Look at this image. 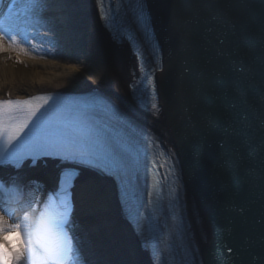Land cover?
Segmentation results:
<instances>
[{
	"label": "water",
	"instance_id": "95a60500",
	"mask_svg": "<svg viewBox=\"0 0 264 264\" xmlns=\"http://www.w3.org/2000/svg\"><path fill=\"white\" fill-rule=\"evenodd\" d=\"M158 2L162 12L156 9L157 27L167 49V71L162 80L164 87L171 83L168 100L187 163L199 183L211 185L212 190L205 194L210 198L207 204L215 203L217 196V204H225L224 189L216 184L218 178L228 181L236 197L233 202L242 212L241 230L246 231L251 264H264V129L259 123L264 119V0ZM179 90L189 92L195 120L186 117L185 108L177 103ZM197 116H205L207 131L219 136L230 127L231 146H225L224 151L233 158L238 155L244 169L229 168L224 161L212 168L197 167L199 158L194 150L200 148L202 136L188 135L193 126L192 133L206 134ZM210 120L215 127H209ZM210 148L215 157L223 159L218 144L212 143ZM200 206L212 237L209 251L216 247L218 235L211 216ZM228 222H234L232 215Z\"/></svg>",
	"mask_w": 264,
	"mask_h": 264
},
{
	"label": "bare ground",
	"instance_id": "6f19581e",
	"mask_svg": "<svg viewBox=\"0 0 264 264\" xmlns=\"http://www.w3.org/2000/svg\"><path fill=\"white\" fill-rule=\"evenodd\" d=\"M58 1L49 2L43 12L40 9L36 12L32 10L33 7L28 12L22 11V6L18 11L14 8L15 42L6 37L0 39V100L27 98L41 93H83L98 89L159 130L173 146L179 148L178 136L167 112L158 111L157 115H149L133 104L130 82L137 71V60L127 44L114 42L105 30L96 0H65V8ZM67 15L71 17V26ZM36 23L55 31L50 50L28 44L27 35L31 32L35 41L41 42L38 32L27 31V27ZM42 37L46 38L47 34L44 33ZM20 44L27 46L21 47ZM8 47L15 48L20 58L6 53ZM24 55L34 58L30 60L31 67L24 66L21 60ZM39 57L44 61L41 62ZM61 60L68 61L71 64L68 68L72 70H67ZM59 171L60 166L56 165L51 180L42 181L40 178L36 182L22 184L26 197L35 193V202L27 209L22 204L15 206L17 223L27 224L31 230L32 221L40 215L58 180ZM0 175L7 178L9 170L5 169ZM73 191L77 204L75 215L87 227L89 239L95 244L96 250L107 253L104 264H153L125 220L113 182L94 175L76 183ZM188 204L194 212L192 227L195 236L206 250L212 237L199 200L190 191ZM26 215L27 220L24 219ZM5 219L12 222L9 217ZM79 231L76 228V233L79 234ZM75 261L77 255L71 263L75 264Z\"/></svg>",
	"mask_w": 264,
	"mask_h": 264
},
{
	"label": "snow or ice",
	"instance_id": "6c2138e0",
	"mask_svg": "<svg viewBox=\"0 0 264 264\" xmlns=\"http://www.w3.org/2000/svg\"><path fill=\"white\" fill-rule=\"evenodd\" d=\"M2 3L3 0H0V4ZM29 3L34 9L43 12L49 0H29ZM15 7V0H12V6L8 7L7 12L0 11V39L7 37L15 42ZM5 103L12 104L11 101ZM101 103H72L63 110L62 106L57 105L44 119L36 117L35 112L29 113L23 119L13 112H0V172L9 170L6 179L0 175V264H68L74 250L78 264H84L79 238H71L76 242L74 249L73 243L65 233L71 193H57L60 196L59 206L50 205L36 216L32 221L31 230L29 225L17 223L15 220L9 223L5 217H13L14 212L3 205L8 203L4 197L12 190L19 191L24 183L21 176L22 167L18 168L17 165H20L25 157L60 156L64 161L74 164H93L95 167L113 170L125 166L117 146L110 143L103 130L89 118L90 110L97 108ZM33 117H36L35 123ZM259 123L264 129V119ZM209 127H215L212 120L209 121ZM25 129L29 131L22 136ZM230 131V127L224 129L225 133ZM218 147L229 168L244 169L238 155L233 158L224 151V142H219ZM31 166L35 167L34 164ZM73 179V173L67 172L64 185L71 187ZM60 208H63V211H60ZM24 219H28L27 215Z\"/></svg>",
	"mask_w": 264,
	"mask_h": 264
},
{
	"label": "rangeland",
	"instance_id": "374dc122",
	"mask_svg": "<svg viewBox=\"0 0 264 264\" xmlns=\"http://www.w3.org/2000/svg\"><path fill=\"white\" fill-rule=\"evenodd\" d=\"M6 38H7V37H6ZM33 44H35L34 41H33ZM48 45H49V44L47 43V44H44L43 46H45V48H50L51 45H50V46H48ZM42 48H43V47H42ZM12 49H13V48H8V49L6 50V52H7L8 54H11V55H12V54H13V53L11 52ZM15 54H16V53H15ZM23 58H24V59H23L22 62H24V66H26V68H27V67H31V66H30V63H31V61H32V60H31L32 58H30L29 56H27V57L24 56ZM30 60H31V61H30ZM57 62H58V61H57ZM61 63L65 64L67 70H72V69L68 68V67H71V64H70L68 61H66V60H61ZM27 180H28V181H32V183L36 181L35 179L32 180V178H30V177H28ZM34 180H35V181H34ZM13 220L16 221L17 219H16V218H12V221H13Z\"/></svg>",
	"mask_w": 264,
	"mask_h": 264
}]
</instances>
